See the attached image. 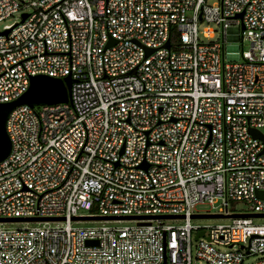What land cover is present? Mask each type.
<instances>
[{"label":"built area","instance_id":"built-area-1","mask_svg":"<svg viewBox=\"0 0 264 264\" xmlns=\"http://www.w3.org/2000/svg\"><path fill=\"white\" fill-rule=\"evenodd\" d=\"M14 13L0 101L34 74L73 82L69 102L7 116L0 217L61 219L0 226V264H264L261 216L232 215L264 213V0H0Z\"/></svg>","mask_w":264,"mask_h":264},{"label":"water","instance_id":"water-1","mask_svg":"<svg viewBox=\"0 0 264 264\" xmlns=\"http://www.w3.org/2000/svg\"><path fill=\"white\" fill-rule=\"evenodd\" d=\"M24 17L25 14H22ZM243 27V25H242ZM8 29L4 30L6 33ZM114 42L112 40L110 43ZM166 46L169 42L166 41ZM152 49L148 48L147 51L150 52ZM73 82V78L70 75H65L63 77L50 76L44 73H38L31 75L29 77V85L27 89L21 93L18 97L8 100L0 101V162L7 157L11 149V140L6 130V119L9 112L20 104H28L30 106L38 104H49L55 102H69L70 101V86ZM253 135L261 136L259 131H253ZM259 196H264V191L257 192ZM234 216L238 215H249V216H264V213H245L239 214L234 213ZM222 216L220 213H194L191 217H219ZM118 216H107V215H77L73 216L75 219H111L117 218ZM122 218H129L132 216H119ZM164 217V216H163ZM47 219H61L60 216H24V217H0V221H28V220H47ZM202 231L197 233L201 234ZM95 241H88L92 243Z\"/></svg>","mask_w":264,"mask_h":264},{"label":"rangeland","instance_id":"rangeland-1","mask_svg":"<svg viewBox=\"0 0 264 264\" xmlns=\"http://www.w3.org/2000/svg\"><path fill=\"white\" fill-rule=\"evenodd\" d=\"M27 1V0H24ZM20 15L18 13H14L12 16L5 18L4 20L0 21V28L3 27L4 24H9L17 21L19 19ZM203 24H200L202 26ZM212 25V24H211ZM241 47L243 49L248 48L247 42L244 40L241 42ZM214 206H211L208 203L205 204H197L195 206V211H216L218 209V203L213 204ZM232 211H248L250 210L248 203L245 202L244 200H232L230 202V205L228 207ZM82 212H85L87 210H81ZM255 221L259 222H264V216L261 217H256L254 218ZM191 221L196 224H214L222 221H226L225 219L221 218H205V217H193L191 218ZM56 222H53L51 220H28V221H23V220H18V221H0V226L5 227V228H18V227H23V226H35V225H44V226H51L54 225ZM131 223L129 220H117V221H112V220H100V219H82V220H77V221H72V225H80V226H90V225H100V224H109V225H124ZM195 243V240H193V244ZM256 255H250L246 257L245 263L248 261H252L256 258Z\"/></svg>","mask_w":264,"mask_h":264}]
</instances>
